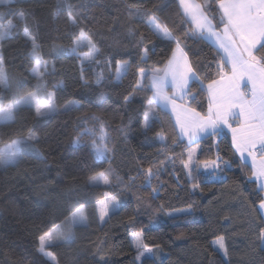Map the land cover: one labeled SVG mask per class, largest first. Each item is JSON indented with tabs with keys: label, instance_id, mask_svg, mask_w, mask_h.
I'll return each instance as SVG.
<instances>
[{
	"label": "trees",
	"instance_id": "trees-1",
	"mask_svg": "<svg viewBox=\"0 0 264 264\" xmlns=\"http://www.w3.org/2000/svg\"><path fill=\"white\" fill-rule=\"evenodd\" d=\"M196 1L211 5L207 15L215 17L212 23L220 29L217 0ZM69 6L76 25L68 20ZM21 10L26 13L23 19ZM152 15L180 38L198 77L189 83L185 101L205 113L204 86L219 76L221 56L192 34L176 0H13L0 5V26L7 32L0 38L9 84L0 90L5 102L14 94L19 99L36 91L34 38L41 62H46L40 96L54 93L56 105V111L44 116L22 106L14 122L0 124V146L29 130L37 137L34 151L0 167V264H53L37 250L38 237L65 224L81 205L86 220L63 227L71 229L72 239L48 249L55 264H264L261 191L247 165L235 157L228 136L196 142L194 164L187 170L186 150L191 146L179 139L165 110L153 105L149 127L141 128L151 89L148 80L136 87L138 69H162L176 46L175 40L154 34ZM81 28L100 49L95 62L83 64L84 80L80 54L88 51L87 45L72 51ZM145 47L150 51L142 61ZM254 55L264 56V49ZM117 62L128 64L120 80ZM126 96H131L127 102ZM69 100L75 106L61 109ZM101 121L110 151L98 159L90 147L94 137L83 135L80 147L73 139L86 129L98 138ZM211 162L216 169L197 168ZM101 172L108 183H90V177ZM106 198L115 205L100 222L96 202ZM189 205H194L191 212L180 211ZM137 236L153 248L139 261ZM218 236L225 237L227 256L214 244Z\"/></svg>",
	"mask_w": 264,
	"mask_h": 264
},
{
	"label": "snow or ice",
	"instance_id": "snow-or-ice-1",
	"mask_svg": "<svg viewBox=\"0 0 264 264\" xmlns=\"http://www.w3.org/2000/svg\"><path fill=\"white\" fill-rule=\"evenodd\" d=\"M13 0H0V5H10ZM218 9L222 13L220 24L223 26L221 31L216 28L219 25H213L209 19L207 12L211 5L203 6L195 4L193 0H179V6L183 10L186 17V22L190 21L193 27V35L197 33L201 38H207L214 41L215 45L224 53L221 57V62L218 66V75L220 80H212L208 85V91L211 98L208 114L201 115L194 109H180L182 117L178 115L177 125L180 132L185 136L191 146L197 139L203 135H215L218 129L223 124L231 127L230 121L242 120L244 135L239 139L236 136L237 129L232 128L233 144L237 151L243 154L246 149H255L260 153H264V56L257 58L254 51L264 49V0H217ZM68 20L72 25L77 24V20L71 15V6ZM23 19L26 13L21 10L18 13ZM149 24L152 27L154 34L166 40H175V48L172 50V55L167 61L166 66L154 68L149 73L144 68L138 69L139 79L136 82V87H144L143 81L148 80V87L152 91V96L147 101V107L144 112V127L148 128L152 119L151 110L153 105L167 107L172 106L175 113L179 105L175 103L176 94L180 93V99H184V94L189 87L190 81L198 79L194 71L188 53L181 44L180 38L174 37L166 24H162L159 18L155 15L149 16ZM11 27V21L8 22ZM7 32L2 30L0 26V38L6 35ZM25 34L28 35V29L25 28ZM31 38V37H30ZM32 39V55L35 59V64L32 68V73L37 79L36 91H29L19 99L15 94L7 99L3 91H0V124L14 122L15 113L22 106H34L37 116H44L56 111L55 94L47 93L43 98L40 96L39 83L43 79L44 72L41 71V57L38 54V45L34 38ZM143 39V37H141ZM73 52H77L85 44L88 51L80 55L81 61V80H84L83 64L85 62H95L96 57L100 53V49L96 46L89 32L81 28L78 36L73 41ZM150 49L144 48L141 60L144 61L148 57ZM230 66V73L226 71ZM46 69V62L44 65ZM128 64L126 62H117L116 64V79L120 80L126 74ZM101 77H97V83ZM246 80L251 86L250 98L249 94L240 90V82ZM86 82V81H85ZM203 83V82H201ZM223 85V86H221ZM171 87L172 95L166 91L167 87ZM9 87L8 77L4 68V59L0 56V90ZM125 101H129L131 96H126ZM76 102H68L65 105V110L75 106ZM94 120H99V117H92ZM94 137L90 147L92 148L95 157L104 158L110 151L107 145V133L104 131V125L101 121L100 134L98 138L92 130H85L78 133L73 139V144L77 147L81 146V137L83 135ZM159 137L160 134L157 133ZM163 139L162 137H160ZM37 137L29 130L27 134L21 135L0 147V163L15 164L25 154L26 151H34L32 142L36 141ZM256 151H249V156L253 160V176L258 179L264 177V157L261 158L259 166L256 165ZM196 152L192 148L188 152L189 163H185L184 167L190 169V162ZM215 163V162H213ZM207 167V165H206ZM148 175L151 176V169H148ZM94 183L103 180L108 183L103 172L97 173L90 177ZM197 186H193V191ZM258 190H264V184L259 186ZM98 210L101 220L108 214L107 201H97ZM194 205H189L187 208L180 210L181 212H191ZM259 210L264 213V197L259 199ZM72 224L83 223L86 220L83 205L76 209L70 217L67 218ZM63 225H54L53 228L45 231L38 237V251L48 257L53 264L56 262V257L53 252L48 249L61 241L71 240L72 233L69 228L67 231L62 230ZM260 238L264 241V229L260 230ZM137 248L139 254L136 260H141V257L147 253H153V248L140 242L137 236ZM214 244L225 255H228V249L225 243L224 236L216 237ZM144 248L145 251H139ZM159 249V245L155 246Z\"/></svg>",
	"mask_w": 264,
	"mask_h": 264
},
{
	"label": "crops",
	"instance_id": "crops-1",
	"mask_svg": "<svg viewBox=\"0 0 264 264\" xmlns=\"http://www.w3.org/2000/svg\"><path fill=\"white\" fill-rule=\"evenodd\" d=\"M176 1H177L178 5H179V0H176ZM193 2H194L195 4H198V5L203 6L201 3H199V2L196 1V0H193ZM179 8H180V6H179ZM180 10H181L182 13H183V10H182L181 8H180ZM220 14H222V13L220 12ZM208 17H209V16H208ZM185 18H186V17H185ZM209 19H210V18H209ZM188 22H189V24L191 25V22H190V21H188ZM213 25H214V24H213ZM191 27H192V25H191ZM222 27H223V26H221L220 29H217V28H216V30L219 32V31L222 30ZM192 29H193V27H192ZM197 34H198V33H197ZM198 35H199V34H198ZM204 39H205L206 41H208V42H209V43H210V44H211V45H212V46L218 51V53L220 54L221 57L224 55V53L222 52V50H220V49L218 48V46L215 45L214 41L209 40V39H207V38H204ZM174 48H175V47H174ZM254 52H255V51H254ZM171 55H172V52H171L170 56H171ZM170 56H169V58H170ZM169 58H168V59H169ZM167 61H168V60H167ZM167 61H166L165 65L163 66V68L166 66ZM163 68H162V69H163ZM226 71H228V72L230 73V71H231L230 66L227 67V70H226ZM215 80H220V76H218ZM190 82H191V81H190ZM209 83H210V82H209ZM209 83L205 84V86H204V89H205V92H206V95H207V99H208V108H207V110H206L205 113H200V112H199L202 116L208 114L209 104H210V101H211V98H210V95H209V91H208V88H207V85H208ZM149 84H150V81H149ZM221 86H223V85H221ZM240 90H241L242 92H246V93H248V94H249V98H250L251 86L247 84V81H246V80H242V81L240 82ZM166 91L168 92L169 95H172V89H171L170 86L166 88ZM187 92H188V89L186 90V93L184 94V99H183V100L180 99V93H177V94H176V100H175V103H176L177 105H179L180 108H178L177 111H176L175 113L173 112V110H172V106H171V105H169V106H167V107H164V106H159V107L162 108L163 110H165V111L170 115L171 120H172V123H173V125H174V128H175V130H176V133H177L179 139H180L181 141H183L186 145H189V142H188L187 138L181 134L180 129H179L178 125H177V117H178V115L181 116V117H182V115H183V114L180 112V109H181V108H182V109H193V108L190 107V106L186 103V101H185L186 96H187ZM151 96H152V91H151V93H150V97H151ZM150 97H149V98H150ZM157 106H158V105H157ZM195 111H196V110H195ZM196 112H198V111H196ZM230 124H231V127H228V126H225V125L222 124V125L220 126V128L218 129L217 134H226V135L228 136L235 157H236L237 160H239L241 163L247 165V167H248V169H249V173H250V178H251V180H253V181L256 183L257 187L259 188L260 185L264 184V177H261V178L258 179L257 177H254V176H253V160H252V157L249 156V151H256V150H255V149H246V150L243 151V154H241V152L237 151L236 147H235L234 144H233V132H232V128L237 129L236 136H237L238 141H239V139L244 135V131H245L244 128L242 127V125H243V121H242V120H238V119H237V120H232V121H230ZM215 135H216V134H215ZM207 136H213V135H203V134H201L200 138L197 139V140L191 145V147H195L196 150H197V146L194 145V144H195L196 142H198L199 140H201V139L207 137ZM262 157H264V153H260V152L256 151V165H257V167L259 166V163H260V160H261ZM209 166H210V168H214V163H213V162L209 163V165H208L207 167H209ZM207 167H206V168H207ZM215 169H216V168H215ZM260 191H261V195H262V197H264V190H260ZM258 211H259V213H260V215H261V217H262V220H263V222H264V213H261V212H260V210H259V204H258Z\"/></svg>",
	"mask_w": 264,
	"mask_h": 264
},
{
	"label": "rangeland",
	"instance_id": "rangeland-1",
	"mask_svg": "<svg viewBox=\"0 0 264 264\" xmlns=\"http://www.w3.org/2000/svg\"><path fill=\"white\" fill-rule=\"evenodd\" d=\"M2 30H5L6 31V29H2ZM81 55V54H80ZM44 66V63L43 62H41V70H42V67ZM68 102H75L74 100H69V101H67L64 105H62V107H61V109H65V105L68 103ZM33 107V109H34V111H35V108H34V106H32ZM36 114V113H35ZM141 128L143 129V130H145L146 128L144 127V115H143V117H142V121H141ZM4 145V144H3ZM3 145H1L0 147H2ZM192 148H195V147H189L187 150H186V154H187V160H186V163H189V158H188V152L189 151H191V149ZM196 149V148H195ZM196 153V152H195ZM195 155V154H194ZM193 158H194V156H193ZM192 158V160H191V162H190V168L193 166V164H194V159ZM5 164H2V163H0V167H3ZM206 165L208 166L209 165V163H202V164H198L197 165V168L199 169V170H213V169H215L216 168V164L214 163V168H210V166L209 167H207L206 168ZM187 170H189V169H187ZM89 181H90V183H94V182H92L90 179H89ZM96 183H103V180H101V181H99V182H96ZM107 201V203H108V211H110L111 209H113V207H114V202L112 201V199L111 198H106V199H102V200H99V201ZM96 208H97V212H98V219H99V221L100 222H102L105 218H106V216L104 217V219L103 220H101V218H100V212H99V210H98V205H97V202H96ZM174 213H177V212H174ZM68 224V225H67ZM71 225H73L72 223H71V221L70 220H67L66 221V223L65 224H63V227H65V229L67 228V226H71ZM65 229H62V230H64L65 231ZM141 251L143 252V251H145L144 249H141ZM147 252H145V254H146Z\"/></svg>",
	"mask_w": 264,
	"mask_h": 264
}]
</instances>
